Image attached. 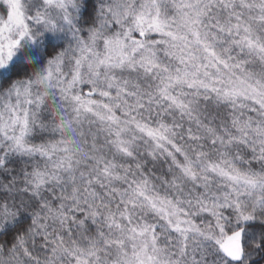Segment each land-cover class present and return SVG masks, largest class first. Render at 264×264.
I'll use <instances>...</instances> for the list:
<instances>
[{
  "label": "snow or ice",
  "instance_id": "1",
  "mask_svg": "<svg viewBox=\"0 0 264 264\" xmlns=\"http://www.w3.org/2000/svg\"><path fill=\"white\" fill-rule=\"evenodd\" d=\"M0 264H264V0H0Z\"/></svg>",
  "mask_w": 264,
  "mask_h": 264
}]
</instances>
